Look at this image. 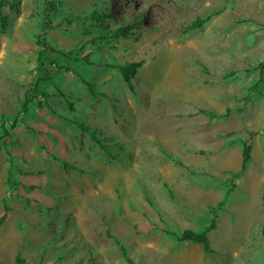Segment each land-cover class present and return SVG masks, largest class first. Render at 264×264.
<instances>
[{"label":"rangeland","instance_id":"1","mask_svg":"<svg viewBox=\"0 0 264 264\" xmlns=\"http://www.w3.org/2000/svg\"><path fill=\"white\" fill-rule=\"evenodd\" d=\"M50 1L57 12L46 15L44 0H3L0 264L16 253L29 264H126L111 237L134 264H264V193L242 239H226L253 213L252 183L264 188V0ZM131 62L142 65L130 90L117 67ZM37 78L47 79L39 93ZM227 108L243 111L197 113ZM239 140L253 162L233 176ZM232 194L235 213L221 206L209 232L212 254L177 241Z\"/></svg>","mask_w":264,"mask_h":264},{"label":"trees","instance_id":"2","mask_svg":"<svg viewBox=\"0 0 264 264\" xmlns=\"http://www.w3.org/2000/svg\"><path fill=\"white\" fill-rule=\"evenodd\" d=\"M2 6H3V0H0V30L4 31L7 27V24L5 21V16L2 13ZM49 12H57V10H56L53 2H51L50 0H44V14L47 15ZM204 22H205V19H198L191 24L190 29L193 30V29L200 28ZM44 29H45V26L42 27V30H44ZM117 33H119L121 35L126 34L127 29L126 28L117 29L116 34ZM41 38H42V35H38L36 37V42L41 47V50L38 53V55L40 57L43 56L44 53L47 52V48H46L47 46H46L45 40L41 39ZM53 52H55L59 55H62V56H65V54H66L65 52H62V51H60V52L53 51ZM50 63L54 64L53 61H50ZM141 65H142L141 62H131L129 64L117 67L120 74H121L123 82L127 85V87L130 90L132 88L131 87V80L135 76L137 69L140 68ZM263 66H264V61L260 64V68H258L261 73L263 72V69H261V68H263ZM45 80H47V79L37 78L35 80L33 87H32V89L35 93L40 92V90L38 89V85L41 84L42 82H45ZM87 86H88L90 93L93 94V88L88 84H87ZM29 102H30V100L27 97V92H25L23 102L20 106V112L19 113H26L27 112V106H28ZM242 111H243V109L232 110V109L227 108V109H225V111L222 114H215V113L208 112L207 110H204V109H199L197 111V113L203 114L212 120H222V119L228 118L231 115V113H234V112L241 113ZM13 127H14V125L12 124L11 128H13ZM85 131L88 132L87 129H85ZM253 135H254V133H249V138H251ZM92 140L99 145L96 137L92 136ZM248 141L249 140H246V141H240L239 140L238 141L240 146H241V161H240L239 171L236 174H234L233 176H238L239 174H242L243 172H245L248 164L250 163L251 145L249 144ZM7 155H8V158L10 159L11 154L9 152H7ZM165 155L167 158L171 159L176 165H178L182 168L185 167L180 162V160L178 158L172 157L170 154H167V153ZM2 204H3V210H2V213L0 215V226L4 223V221L6 220L7 214L10 211V209L6 205L5 199L2 200ZM221 206H223V202H219L216 204V206L209 208L210 224L202 232H196V231H193L190 229H185L181 232V234L179 236H176L177 241L192 243V244H198L202 247V250L205 254H212V250L210 249V242H209L208 234H209V232L215 230V228H216V220L218 219L217 212L219 209H221ZM167 234H169V233H167ZM171 235L175 236L174 234H171ZM111 238L114 241V243L119 247L120 253H121L122 257L125 259L126 264H134L133 261L127 256L126 250L122 246V244L119 242V240L114 238V237H111ZM14 264H29V263L27 261H25L19 253H16L14 256Z\"/></svg>","mask_w":264,"mask_h":264},{"label":"crops","instance_id":"3","mask_svg":"<svg viewBox=\"0 0 264 264\" xmlns=\"http://www.w3.org/2000/svg\"><path fill=\"white\" fill-rule=\"evenodd\" d=\"M240 161H241V158H240ZM252 162H253V160H252ZM252 162L250 160V163H252ZM250 163L248 164V166L250 165ZM248 166H247V168H248ZM251 192H252L251 205L252 206L254 205L253 213L250 216L249 215L242 216L244 220L241 221V222H242V224H244V226H239L237 223H235V221L238 218H234L233 223L229 224V226L226 227L227 236L229 237V238H226V239H230V240H233L235 242L239 241L244 236L245 228L256 222V219H257L256 217L259 215V210H258L257 205H256V200H258V198L260 197V192L264 193V188H263V190H260L259 186L257 187L256 184L252 183L250 194H251ZM225 197H226V195H225ZM233 200H234V197H233V194H232L229 198H226L224 200V203H223V208L227 209L228 211L230 210L231 213H235L233 211L234 208H235V207H233L234 206L233 205ZM237 232L239 234L235 236V233H237ZM241 233H242V235H240ZM209 235L210 234H208V236Z\"/></svg>","mask_w":264,"mask_h":264}]
</instances>
